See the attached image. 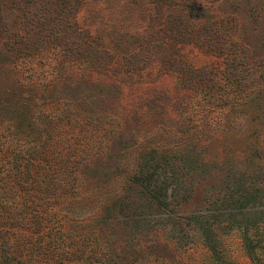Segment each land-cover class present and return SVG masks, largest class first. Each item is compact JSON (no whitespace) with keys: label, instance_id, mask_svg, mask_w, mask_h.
<instances>
[{"label":"trees","instance_id":"trees-1","mask_svg":"<svg viewBox=\"0 0 264 264\" xmlns=\"http://www.w3.org/2000/svg\"><path fill=\"white\" fill-rule=\"evenodd\" d=\"M110 1L87 0L92 31L69 38L71 59L49 80L22 79L31 56L0 65V264H146L167 244L213 256L233 228L259 264L264 137L250 136L264 134V65L202 0H182V18L166 20L154 17L175 4L148 0L136 22ZM8 31L0 17L7 48L37 49ZM195 41L227 70L222 101L200 109L189 99L200 73L181 58ZM183 67L193 73L176 84L184 91L159 81L174 72L178 82ZM216 107L230 117L205 121ZM242 130L246 140L224 139Z\"/></svg>","mask_w":264,"mask_h":264},{"label":"rangeland","instance_id":"rangeland-1","mask_svg":"<svg viewBox=\"0 0 264 264\" xmlns=\"http://www.w3.org/2000/svg\"><path fill=\"white\" fill-rule=\"evenodd\" d=\"M110 9L120 10L127 8L130 12L129 18L136 22L143 17L145 4L148 0H111ZM174 3L163 14L157 15L154 19H179L182 16L178 13L182 0H171L169 5ZM208 7V11L215 17L216 22L222 19H228V25L233 29L236 43L239 49L247 52L253 61L260 62L264 65V0H202ZM150 3V2H149ZM119 12V11H117ZM171 12V13H168ZM151 14H154L152 11ZM149 14L146 13V17ZM0 17L7 21L10 38L20 39L26 38V43H30L35 51L20 53L17 48L10 49L5 46L4 39L0 37V65L4 68L11 63L14 58L20 56L23 61L25 79L37 76L38 79L49 80L52 77L53 66L57 63L69 62L70 49H68L69 38L74 34H82L84 31H92L89 27L93 15L87 12V0H0ZM7 37V36H6ZM39 38L42 42L39 43ZM68 39V43L64 41V45L60 48L57 44H63V40ZM215 44V43H214ZM38 45V46H37ZM216 45V44H215ZM36 46V47H33ZM204 42L186 43L181 48L182 56L192 62L190 66L195 72L200 73L196 77V91L190 94L189 99H196L199 109L205 106L217 105L222 101L224 96L223 74H226L224 56L212 54L209 47ZM232 48V47H231ZM39 52V53H38ZM28 60V61H27ZM4 75L6 73L3 70ZM188 69H182V79L178 82L174 72H169L161 77L159 81L164 82L169 87H175L180 82L185 86H189L192 80V74ZM32 75V76H31ZM75 75V73H74ZM221 77L222 79H218ZM107 78V77H106ZM180 83V84H181ZM210 87V89H209ZM181 91L185 88L177 87ZM182 88V89H181ZM198 88V89H197ZM206 90V91H205ZM201 91V92H200ZM232 100V99H228ZM219 107L204 112L203 117L206 120L218 119L230 115L219 114ZM212 131V129H211ZM215 132V129H213ZM248 130L238 131L234 134H227L224 139L229 141L236 138L246 140L249 136ZM216 132H219L218 130ZM212 133V132H210ZM245 133V134H244ZM220 134H223L220 132ZM246 137V138H245ZM250 137L262 139L264 134L259 132L253 133ZM200 197L197 191L194 194L192 202L197 203ZM168 246V247H166ZM166 246H158L161 256L159 260L149 257L146 264H252L247 257L239 235L234 228L221 236L216 242V253L211 256L209 252L196 243L192 248L182 247L181 250H174L171 244ZM156 248V249H157ZM156 251V250H155ZM259 257H262L258 250ZM259 264H264V260L259 259Z\"/></svg>","mask_w":264,"mask_h":264}]
</instances>
